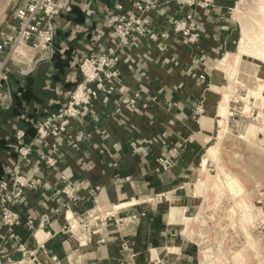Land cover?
<instances>
[{"label": "crops", "instance_id": "obj_1", "mask_svg": "<svg viewBox=\"0 0 264 264\" xmlns=\"http://www.w3.org/2000/svg\"><path fill=\"white\" fill-rule=\"evenodd\" d=\"M135 1L68 0L70 10L53 19L52 43L36 48L28 43L21 47L31 52L28 61L13 63L15 55L9 61L0 106V180L16 174L36 182L23 188L13 207L20 216L12 229L18 239L0 228V264L30 259L19 245L33 251L38 264H196L192 244L169 213L175 207L188 216L197 208L193 185L214 133L211 109L218 90L211 77L235 38L230 13L237 0H214L207 8L149 0L139 14L148 22V33L117 46L108 20L117 3L125 15L136 12ZM188 13H193L190 33L196 35L190 43L175 30ZM6 21L15 23L10 17ZM109 48L119 57L120 83L110 94L99 90L86 111L68 119L72 137L84 134L77 148L66 138L58 147L61 158L49 166L40 157L56 148L49 136L22 157L18 147L32 141L34 122L65 106L81 81V60ZM25 65L28 69L20 72ZM24 91L28 95L19 101ZM18 130L24 132L23 142L15 138ZM159 158L169 166H160ZM90 211L100 219L108 216L80 246L62 228L68 213L77 217ZM133 215L137 220L130 222ZM38 230L45 232L41 242L33 239Z\"/></svg>", "mask_w": 264, "mask_h": 264}, {"label": "rangeland", "instance_id": "obj_2", "mask_svg": "<svg viewBox=\"0 0 264 264\" xmlns=\"http://www.w3.org/2000/svg\"><path fill=\"white\" fill-rule=\"evenodd\" d=\"M263 3L264 0H237L230 13L236 31L235 38L220 56L217 68L212 73L211 85L215 87L214 90H218L214 93L216 105L211 109L214 114V133L209 135V144L202 159V175L196 181L197 184L202 181V185H193V199L197 200V208L187 216L191 218L188 226H181L183 237L195 250L196 264H204L202 259L205 256L208 260L206 264H264V129H261L264 124V106L251 97L247 90L257 77L264 80V62L252 55L237 52L241 40L243 43V32L249 41L244 42L246 45L252 47L254 42L259 44L257 33L259 25L264 22L260 12ZM6 19L4 15L0 20V29L4 27L3 20ZM30 53L19 48L13 63L15 60L21 63L28 61ZM235 53L242 56L236 74L233 70ZM242 66H248V72L241 71ZM28 67L25 65L18 70L21 72ZM225 94L229 98L227 101ZM222 103L228 104L231 115H228L225 132L218 137L220 127L217 108ZM200 113L203 114V107ZM212 147L214 154L209 150ZM227 175L232 176L248 192L253 212L263 213V219L249 224L240 218L237 204L239 194L231 189L226 181ZM251 239L258 240L254 242ZM206 247L209 250L207 252ZM240 256L242 261L237 260ZM13 262L8 260L1 264Z\"/></svg>", "mask_w": 264, "mask_h": 264}, {"label": "built area", "instance_id": "obj_3", "mask_svg": "<svg viewBox=\"0 0 264 264\" xmlns=\"http://www.w3.org/2000/svg\"><path fill=\"white\" fill-rule=\"evenodd\" d=\"M13 1L17 0H0V20L5 15L15 21L14 24H10L3 20L4 27L0 29V106H2V99L5 97L3 87L9 69L8 63L12 60V56L16 55L19 48L28 43H31V48H36L39 44L50 45L54 36L53 19L60 13L70 10L68 0H25L26 3L23 5H18ZM175 1L182 5L202 8L210 7L214 2V0ZM148 6L149 0H137L133 2L136 12L132 11L125 15L121 13V4L114 5L116 13L108 20V27L113 35L111 38L113 44L125 46L135 43L148 33V22L139 15ZM192 17L193 13H188L185 16L186 21L184 20L182 25H175V30L181 32L189 43L196 39V35L190 33V29L193 27ZM149 37L153 36L149 35ZM118 62L119 57L111 48L84 57L78 65L81 81L70 92L67 104L45 118L36 120L34 122L35 136L31 142L22 143L18 147V153L22 157H26L36 144L41 147L46 139L52 136L56 141V148L52 151L47 150L40 157L46 164L53 166L62 156L58 147L65 142L66 138L73 140L70 147L76 149L77 142L84 137V134L78 131L72 137L67 131L68 119L75 118L83 110L86 111L99 90H104L108 94L112 93L121 78ZM23 135L24 132L18 130L15 135L16 140L23 142ZM158 163L164 168L170 164L167 159L162 158L158 159ZM35 182L16 174H13L9 180L0 181V228H5L11 239H18L12 229L20 223V216L13 207L20 203L23 188H32L35 186ZM98 215L96 211H90L84 216L66 217V223L62 230L75 239L80 246L86 245L108 216V214H104V217L100 219ZM128 220L134 222L137 218L133 215ZM26 224L31 228L32 220H27ZM19 246L23 254H26L30 259H19L13 264H38L34 259L33 251ZM53 259L55 260L54 257Z\"/></svg>", "mask_w": 264, "mask_h": 264}, {"label": "bare ground", "instance_id": "obj_4", "mask_svg": "<svg viewBox=\"0 0 264 264\" xmlns=\"http://www.w3.org/2000/svg\"><path fill=\"white\" fill-rule=\"evenodd\" d=\"M260 12L262 14V17L264 19V3L260 6ZM259 32L257 33V36H258V42L259 44H257V42H254L252 43V47H250V45H246L244 42H249L247 39H246V33H241L242 35V38H243V43H242V40H241V44H239V46L237 47V52L239 54H248L249 56L252 55L251 57H254L256 59H258L259 61L261 62H264V22L262 24L259 25V28H258ZM243 45V47H242ZM241 51V53H240ZM20 53V51H19ZM22 54V53H21ZM236 54V53H235ZM26 55V54H25ZM24 56V55H23ZM234 58V57H233ZM241 59H242V56H239L238 54H236L235 56V62H234V66H233V70H234V74H236L237 72V69H238V65L240 64L241 62ZM223 60V59H222ZM222 62V61H221ZM225 63V62H223ZM259 64V63H258ZM219 65H221V63H219ZM257 66V65H256ZM259 66V65H258ZM232 67V66H231ZM230 70V69H229ZM232 70V72H233ZM241 71L243 72H248V66H243L241 67ZM232 74V73H230ZM230 76V75H229ZM234 76V75H233ZM234 78V77H233ZM253 78V77H252ZM232 81V80H231ZM235 82V81H234ZM247 90H248V94L255 98L257 101H259V103L261 105L264 106V80L260 77H257L255 79V82L252 83L250 86L247 87ZM229 92V91H228ZM252 92V94H251ZM247 94V93H246ZM247 94V95H248ZM225 98V101H227L228 98V95L225 94L224 96ZM252 98V99H253ZM259 105V104H258ZM217 114H218V126L220 127V130L219 132L217 133L218 137L220 135H223V133L225 132L226 130V122H227V118H228V115L230 114L229 112V108H228V104L227 103H222L218 106L217 108ZM254 127V126H253ZM261 129H264V124H263V127L261 126ZM214 147L210 148L209 150H211V152L214 154L215 153V150L213 149ZM218 160V159H217ZM219 161V160H218ZM217 163V162H216ZM217 165V164H216ZM261 173V172H260ZM264 174V173H263ZM226 181L228 182V184L231 186V189L233 191H236V193L239 194V202L237 203L238 204V212L240 214V218L244 221V222H247L249 224H253V223H256V221L258 219H263V216H261L262 214L258 212H253L252 210V203L250 202V199H249V195H248V192L247 191H244V189L238 184V182L230 175H227V178H226ZM202 185V181L200 183H194V186H197V187H200ZM227 187V186H226ZM232 192V191H231ZM236 193L234 196H236ZM176 201V200H175ZM175 203V202H174ZM173 204V203H172ZM122 205V204H121ZM234 205V204H233ZM118 207V206H117ZM170 220L172 221H175V222H178L180 223V225L183 227V228H186L189 224V222L191 221V218L185 216L183 213H182V210H179L175 207H172L170 209ZM71 217V214L68 213V218ZM240 219V220H241ZM259 220V221H260ZM240 223V222H239ZM245 225V224H244ZM242 227V226H241ZM244 229V228H243ZM246 229V228H245ZM247 231H245L246 233ZM45 232H43L42 230H38V231H35V233L33 234V239L37 242H41L42 239L45 238ZM247 236H249L248 233H246ZM48 236V234H47ZM248 238V237H247ZM251 240H254V239H251ZM258 240V239H257ZM257 240H254L257 241ZM36 242V243H37ZM246 242V241H245ZM250 242V241H249ZM253 242V241H252ZM31 243V242H30ZM252 244V243H251ZM27 245V244H26ZM249 245V244H248ZM254 245V244H253ZM255 248V245L253 246ZM207 248V247H206ZM253 248V249H254ZM237 249V248H236ZM205 250V249H204ZM175 251V249L173 250ZM206 252L209 251L208 248L205 250ZM237 251V250H236ZM235 251V252H236ZM262 251V250H261ZM240 252V251H239ZM238 253V252H237ZM256 253H257V250H256ZM222 255V254H221ZM238 255V254H237ZM259 255V254H258ZM264 255V254H263ZM217 256V254H216ZM202 257V256H201ZM207 257H203V263L206 264V262L208 261L206 259ZM213 259V258H212ZM233 259H234V256H233ZM237 260H241V256H240V259L238 258ZM261 261V260H260ZM244 263V261H243Z\"/></svg>", "mask_w": 264, "mask_h": 264}, {"label": "trees", "instance_id": "obj_5", "mask_svg": "<svg viewBox=\"0 0 264 264\" xmlns=\"http://www.w3.org/2000/svg\"><path fill=\"white\" fill-rule=\"evenodd\" d=\"M28 78V77H27ZM27 92V91H26ZM26 92L24 91L18 98V100L20 101V100H22V99H24V98H26V96L28 95V94H26ZM14 99L13 100H15V97H13ZM17 99V98H16ZM15 102V101H14ZM12 107H15V104L13 103L12 104ZM17 107V106H16ZM34 133H35V128H34ZM23 137H24V135H23ZM1 180H3V179H1ZM0 180V181H1Z\"/></svg>", "mask_w": 264, "mask_h": 264}, {"label": "water", "instance_id": "obj_6", "mask_svg": "<svg viewBox=\"0 0 264 264\" xmlns=\"http://www.w3.org/2000/svg\"><path fill=\"white\" fill-rule=\"evenodd\" d=\"M49 55H48V58L50 57V55H51V47L49 48Z\"/></svg>", "mask_w": 264, "mask_h": 264}]
</instances>
